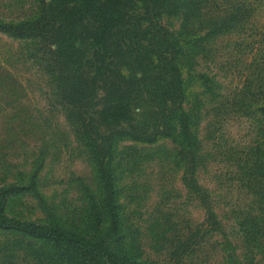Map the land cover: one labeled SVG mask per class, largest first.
Here are the masks:
<instances>
[{
	"label": "rangeland",
	"instance_id": "1",
	"mask_svg": "<svg viewBox=\"0 0 264 264\" xmlns=\"http://www.w3.org/2000/svg\"><path fill=\"white\" fill-rule=\"evenodd\" d=\"M38 4L0 0V20L27 18ZM235 5L246 9L245 18L206 31ZM201 6L193 32L180 36L186 45L196 43L181 60L195 168L186 172L172 137L120 138L114 166L123 233L146 264H224L227 255L237 264H264V213L255 195L263 183L247 169L264 150L257 112L264 105V0ZM162 21L179 30L181 16ZM39 48L34 38L0 31V183L22 186L9 198L8 216L61 221L78 217L98 184L91 153L65 116ZM12 239L0 230V248ZM32 263L24 252L0 251V264Z\"/></svg>",
	"mask_w": 264,
	"mask_h": 264
},
{
	"label": "trees",
	"instance_id": "2",
	"mask_svg": "<svg viewBox=\"0 0 264 264\" xmlns=\"http://www.w3.org/2000/svg\"><path fill=\"white\" fill-rule=\"evenodd\" d=\"M37 1L31 16L0 20V31L34 38L41 46L54 93L91 153L98 195L86 196L78 217L42 222L8 216L9 198L22 186L0 183V230L14 238L0 251L24 252L32 264H146L123 233L116 147L125 137L148 143L172 137L177 152H184L186 172L195 168L196 137L184 106L181 60L196 43L190 39L186 45L180 36L193 32L190 24L202 15L203 0ZM245 11L235 5L217 14L219 22L206 31L231 26ZM178 14L179 30L162 21ZM257 112L264 121V105ZM247 167L263 183L254 193L264 213V150ZM224 264L237 263L227 255Z\"/></svg>",
	"mask_w": 264,
	"mask_h": 264
}]
</instances>
